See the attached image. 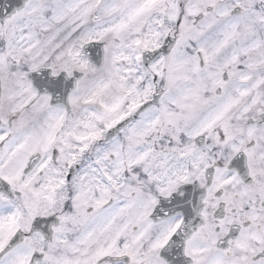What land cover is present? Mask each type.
I'll return each instance as SVG.
<instances>
[{"label":"snow or ice","instance_id":"6c2138e0","mask_svg":"<svg viewBox=\"0 0 264 264\" xmlns=\"http://www.w3.org/2000/svg\"><path fill=\"white\" fill-rule=\"evenodd\" d=\"M0 13V264H264V0Z\"/></svg>","mask_w":264,"mask_h":264},{"label":"flooded vegetation","instance_id":"af4514ba","mask_svg":"<svg viewBox=\"0 0 264 264\" xmlns=\"http://www.w3.org/2000/svg\"><path fill=\"white\" fill-rule=\"evenodd\" d=\"M2 15V13H0ZM34 87L36 89L43 93L45 90H48L50 94L54 95L55 100L58 102L57 97H59V100H63V97L65 93L69 90L71 87V82L61 86L60 82L57 81L55 85H49L48 82V75L47 72H42L40 74H33L32 76ZM62 80V77L60 78ZM66 91V92H65ZM232 170H235L237 173L243 175L244 167H243V159L242 158H236L232 164L230 165ZM185 199H193L192 200V208L197 209L201 197V190L195 186V185H185L183 189ZM182 198V199H183ZM191 221L193 224L198 222V217L195 216V213H193V217L191 218ZM178 249L173 250V255H177ZM179 262V256L177 255V264Z\"/></svg>","mask_w":264,"mask_h":264},{"label":"water","instance_id":"95a60500","mask_svg":"<svg viewBox=\"0 0 264 264\" xmlns=\"http://www.w3.org/2000/svg\"><path fill=\"white\" fill-rule=\"evenodd\" d=\"M0 3H1V4H2V3L4 4V3H5V0H0ZM7 11H9V12H10V11H11V9L9 8V9H7ZM65 92H66V91H65Z\"/></svg>","mask_w":264,"mask_h":264}]
</instances>
